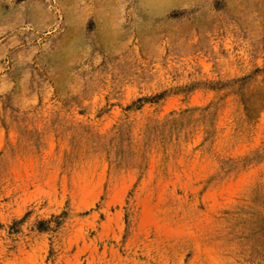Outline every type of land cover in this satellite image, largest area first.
I'll return each mask as SVG.
<instances>
[{
  "label": "rangeland",
  "instance_id": "374dc122",
  "mask_svg": "<svg viewBox=\"0 0 264 264\" xmlns=\"http://www.w3.org/2000/svg\"><path fill=\"white\" fill-rule=\"evenodd\" d=\"M0 264H264V0H0Z\"/></svg>",
  "mask_w": 264,
  "mask_h": 264
}]
</instances>
